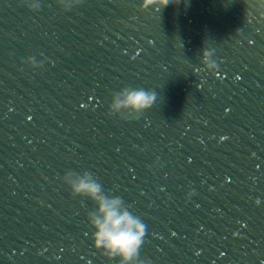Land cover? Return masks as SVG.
<instances>
[{"label": "water", "instance_id": "water-1", "mask_svg": "<svg viewBox=\"0 0 264 264\" xmlns=\"http://www.w3.org/2000/svg\"><path fill=\"white\" fill-rule=\"evenodd\" d=\"M29 2L0 0V264H118L68 171L142 220L144 264H264V0ZM124 87L157 94L137 121Z\"/></svg>", "mask_w": 264, "mask_h": 264}, {"label": "clouds", "instance_id": "clouds-1", "mask_svg": "<svg viewBox=\"0 0 264 264\" xmlns=\"http://www.w3.org/2000/svg\"><path fill=\"white\" fill-rule=\"evenodd\" d=\"M22 2L29 11L37 12L40 9L38 2H29V0H22ZM55 2L62 12H67L80 5L82 0H55ZM180 3L181 0H142L140 10L143 11L149 7L160 10ZM212 56L211 50L202 51L203 71L215 74L217 64L211 59ZM21 63L35 70L43 67L44 62H37L33 57H29ZM156 100L157 94L152 90L124 87L113 94L108 106V115L118 116L119 119L128 122L137 121L154 105ZM150 167L154 168L156 164ZM61 180L70 190L73 198H87L95 205V209L89 211L86 217L89 227L94 229L93 248L110 261L118 258V264H144V261L139 259V254L144 243L146 225L129 211L130 206L126 205L120 196L106 194L101 184L88 171L82 174L68 171ZM187 195L191 198L194 192L189 191Z\"/></svg>", "mask_w": 264, "mask_h": 264}]
</instances>
